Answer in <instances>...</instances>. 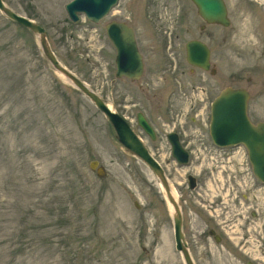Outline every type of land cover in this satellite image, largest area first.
<instances>
[{
	"label": "rangeland",
	"instance_id": "obj_1",
	"mask_svg": "<svg viewBox=\"0 0 264 264\" xmlns=\"http://www.w3.org/2000/svg\"><path fill=\"white\" fill-rule=\"evenodd\" d=\"M4 1L43 26L61 63L114 110L120 112L125 100L131 118L145 111L158 119L161 153L154 148L153 156L177 194L195 264H264V183L247 150L195 164L170 160L166 133L176 125H191L190 135L201 129L186 107L174 123L157 110L163 58L159 47L149 51L148 45L158 43L156 30L168 36L177 31L179 2L119 0L110 16L93 23L83 13L78 22L70 19L66 5L72 0ZM226 2L232 24L225 31L221 75L209 82L215 93L227 86L248 89L249 114L263 121L264 0ZM192 10L188 21L196 33L201 19ZM114 17L128 18L143 39L148 73L140 82L112 79L115 51L105 23ZM181 29L185 40V25ZM38 38L0 11V264H184L160 179L122 146L105 114L56 72ZM182 62L186 71L184 56ZM233 73L241 81L231 79ZM142 87L148 88L143 94ZM94 160L100 162L96 169ZM188 174L201 179L194 189Z\"/></svg>",
	"mask_w": 264,
	"mask_h": 264
},
{
	"label": "water",
	"instance_id": "obj_2",
	"mask_svg": "<svg viewBox=\"0 0 264 264\" xmlns=\"http://www.w3.org/2000/svg\"><path fill=\"white\" fill-rule=\"evenodd\" d=\"M198 8L201 17L210 23H220L230 26L228 6L225 0H192ZM118 0H73L66 5L69 16L74 22L79 21V13H84L90 21L99 22L116 5ZM0 11L19 25L38 35V43L43 54L58 74L64 76L71 84L89 98L111 122L118 141L132 154L138 156L161 181L166 199L173 205L172 219L176 249L182 254L186 264H195L185 240L183 232V214L175 200L172 190L161 163L149 152L143 141L132 130L128 122L118 114L103 98L93 91L79 76L61 63L52 49L47 38L46 29L35 20L21 15L0 0ZM108 36L117 48L118 75L140 78L143 74V59L135 40L133 28L127 23L113 21L107 26ZM194 51L190 50L189 61L193 64L208 68L209 51L204 45L195 42ZM198 46L203 52L199 56ZM205 54V55H204ZM250 93L245 88L226 87L215 99L212 109L210 132L214 142L220 146L243 144L248 150L253 172L264 183V122L253 123L248 114ZM139 123L154 137L153 128L143 115H139ZM173 154L179 163L188 162V154L183 150L175 134L170 135ZM98 160L90 163L92 169L99 165ZM99 175L105 174V168H98ZM191 187H194L195 177L190 175ZM217 237V241H219ZM247 264H253L248 262Z\"/></svg>",
	"mask_w": 264,
	"mask_h": 264
},
{
	"label": "flooded vegetation",
	"instance_id": "obj_3",
	"mask_svg": "<svg viewBox=\"0 0 264 264\" xmlns=\"http://www.w3.org/2000/svg\"><path fill=\"white\" fill-rule=\"evenodd\" d=\"M160 2V0H149L148 4H154L156 2ZM179 2L176 5V8L179 9L180 13L178 16L180 18L177 19L178 29L177 31L173 32L172 35L168 36L164 33H157V27L155 28L156 34L159 36L158 43H153L154 39L151 40V44L148 45L149 51L157 50L159 47L161 51V55L163 58V64L159 65V73L161 74V79L163 81L164 88H161L162 91V102H160L157 110L163 109L164 114L167 115L168 118H165V121L168 123H174L175 121L179 120L180 114H182V110H187V117L190 118L191 122L198 121L199 126L198 128L200 131L197 134H188L187 130L192 127L188 124L185 128L184 125L175 126L172 130L168 131L165 135L166 142L170 147L171 159L174 163L179 164L177 157L173 154V145L170 140V135L175 134L176 138L179 140L183 150L188 154V163H198L204 162L209 160H219V159H230L228 154L231 151H234L236 148H245L244 145H234V146H219L217 145L212 137L210 132V124L212 120V109H213V102L215 99L221 94V92L226 88L223 87L222 89H218L217 93L214 91L217 88L210 84L209 78L212 77H219L221 75V70L219 67V62L225 52V45H226V34L225 31L230 26H225L220 23H210L204 20L198 12V8L192 0H176ZM118 4V3H117ZM192 5L196 8V12L201 19V24L196 31V27L192 25V22L188 21L189 13L192 10ZM114 7L110 10L109 16L112 14ZM154 15V18H150L151 22H155L157 26L156 15L155 13H150ZM108 15L106 17H108ZM229 15V9H228ZM106 17H104L99 22L103 21ZM113 21L117 22H124L127 23L130 27L133 28L135 40L137 43L138 50L142 55L143 59V74L140 78H131L127 75H118L117 69V48L114 45L113 41L108 36L107 26ZM185 21V24L184 22ZM97 22V23H99ZM185 25V36L186 39L184 40L181 32L182 27ZM180 26V27H179ZM105 33L106 36L111 43L115 55H114V64H115V71L113 78L114 82L128 80L129 82H136L141 81L142 79L146 78L148 73L147 70V58L148 56L146 53L143 52L141 46L143 39L140 36V33L137 31L136 27L132 25L128 18L124 17V19H119L114 17L110 19L109 22L105 23ZM195 42L202 44L205 48L209 51V66L208 68H204L203 66H199L193 64L189 61V54L190 50L194 51L193 45ZM198 53L199 56L203 55V52L200 50L198 46ZM184 54H183V53ZM160 55V57H161ZM205 55V54H204ZM185 57V62L187 64V70L185 71V66L183 65L182 58ZM184 67V68H183ZM147 70V71H146ZM146 71V72H145ZM220 74V75H219ZM233 80L241 81L242 75L239 73H233L230 77ZM219 79V78H217ZM218 87V84H217ZM233 88H239V86H230ZM148 88L142 87V94L143 92L147 91ZM214 90V91H213ZM215 93V94H214ZM125 100L119 102V105L123 106L121 111H117L121 114L129 123L132 130L137 134V136L145 143L149 151L153 154V149H156L157 153L160 152V147L156 145V142L159 138L163 137L160 134V123L158 122L157 118L151 116V114L145 111H137L135 113L134 118L130 117V111L127 109L128 105L125 104ZM251 101V93L250 98L248 101V112H249V105ZM128 104V103H127ZM132 104H138L137 102H133ZM179 109V111H178ZM143 115L147 123L153 128L154 137L151 133L147 132L146 129L139 123V115ZM251 117V116H250ZM252 119V118H251ZM253 120V119H252ZM181 121V119H180ZM254 123L260 121H253ZM264 122V120H263ZM188 123V122H187ZM170 125V124H168ZM246 149V148H245ZM215 153H220V155H211ZM249 161V156L247 157ZM186 164V165H187ZM180 165V164H179ZM188 174V185L191 189L196 188L199 185L201 179H198L195 176L194 185L195 187H191L190 179ZM193 175V174H192ZM210 235L213 236L216 241L217 237L221 240L220 235L217 234L215 229H211L209 231Z\"/></svg>",
	"mask_w": 264,
	"mask_h": 264
},
{
	"label": "bare ground",
	"instance_id": "obj_4",
	"mask_svg": "<svg viewBox=\"0 0 264 264\" xmlns=\"http://www.w3.org/2000/svg\"><path fill=\"white\" fill-rule=\"evenodd\" d=\"M172 194L173 196L175 197V200L177 201V203L179 204L178 200H177V194L175 191L172 190ZM164 195H165V192H164ZM168 206H169V210L170 211H173V205L168 201ZM180 206V205H179Z\"/></svg>",
	"mask_w": 264,
	"mask_h": 264
}]
</instances>
